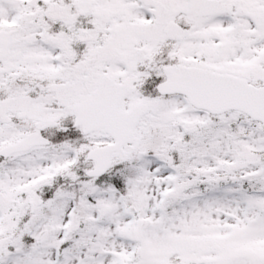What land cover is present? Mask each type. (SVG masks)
I'll use <instances>...</instances> for the list:
<instances>
[{
  "label": "snow or ice",
  "instance_id": "snow-or-ice-1",
  "mask_svg": "<svg viewBox=\"0 0 264 264\" xmlns=\"http://www.w3.org/2000/svg\"><path fill=\"white\" fill-rule=\"evenodd\" d=\"M0 264H264V0H0Z\"/></svg>",
  "mask_w": 264,
  "mask_h": 264
}]
</instances>
